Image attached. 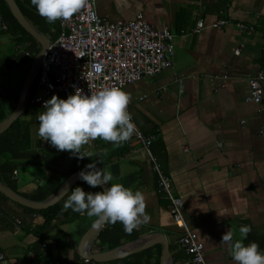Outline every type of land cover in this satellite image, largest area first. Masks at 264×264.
Wrapping results in <instances>:
<instances>
[{
	"label": "crops",
	"instance_id": "crops-1",
	"mask_svg": "<svg viewBox=\"0 0 264 264\" xmlns=\"http://www.w3.org/2000/svg\"><path fill=\"white\" fill-rule=\"evenodd\" d=\"M18 3L30 17L22 16L43 35L48 45L58 33L57 21L48 23L31 0H18ZM92 6L105 21L124 23L140 15L150 26L166 27L172 34L171 66L122 87L130 94L127 110L136 128L145 136H152L149 156L139 143L129 139L119 145L102 139L90 141L81 151L93 155L83 159L69 151L60 152L48 141L41 140L37 117L44 109L31 103L32 95L29 96L31 86L35 92L38 68L27 89L24 112L18 114L27 126L31 144L24 151L49 153L60 161L57 168L60 174L78 163L82 166L75 167L76 170H87L85 166L95 162L99 169L112 173L114 179L110 185L118 182L144 194L146 213L151 217L147 224L131 234L119 222L102 223L99 227L105 224L107 229H116L119 244L114 247L159 233L165 239L170 264H190L188 256L176 246L180 230L166 210L168 201L156 191L152 159L167 177L172 195L179 198L182 217L202 245L206 264H236L221 238L227 230L234 231V240L239 238L242 225H250L252 229L244 244L256 242L259 251L264 253V0H93ZM197 18L205 25L219 18L226 23L194 32ZM237 22L250 25L252 30L240 31L235 26ZM7 28L0 19V103L10 113L39 44L31 35L33 42L18 40L17 31L10 32ZM37 46L36 53L28 59ZM235 48H238L237 54L233 53ZM19 63H25L24 73L20 77L15 75L9 83L10 68ZM257 72L263 76L262 94L259 104H254L244 97L247 79ZM37 140L40 146L33 147ZM102 149L107 150V155H103ZM45 173L46 168L38 159L25 158L19 161L10 177L16 191L29 194L43 182ZM73 185L97 192L79 178L66 191L64 203ZM16 204L0 198L3 264H75L80 258L77 242L96 217L63 208L68 214L59 216L56 224L66 234L64 239L55 235L54 239L39 242L35 234L39 217ZM11 217L18 218L20 224H13ZM53 233L51 230L49 235ZM96 235L89 243V250H108H100L107 245H101ZM147 247L151 252L148 262L156 257V247L158 260L161 247L158 242L133 253Z\"/></svg>",
	"mask_w": 264,
	"mask_h": 264
},
{
	"label": "built area",
	"instance_id": "built-area-1",
	"mask_svg": "<svg viewBox=\"0 0 264 264\" xmlns=\"http://www.w3.org/2000/svg\"><path fill=\"white\" fill-rule=\"evenodd\" d=\"M93 0L68 21L57 20L58 33L46 46L38 66L34 82L35 92L30 102L43 107L53 95L63 99L73 94L76 88L90 95L104 86L122 89L126 84L140 78H149L171 66L173 57L172 34L166 27L154 28L136 15L124 23L101 19L92 6ZM226 23L223 18L204 24L197 18L192 30L203 27L214 28ZM240 31H251L250 25L235 23ZM4 28V25H2ZM264 51V47L262 48ZM238 53V48L233 50ZM26 55L27 52H24ZM261 72L247 79L245 101L259 104L262 94ZM133 122V121H132ZM152 136H145L136 126L129 140L139 143L149 156L148 146ZM151 166L156 174V191L168 201L166 210L172 223L180 230L175 243L188 256L190 264H206L202 245L196 241L180 211V200L172 195L167 177L152 159ZM99 169V165H96ZM13 224L20 220L12 217ZM4 255L0 252V264ZM75 264H95L90 259L79 258Z\"/></svg>",
	"mask_w": 264,
	"mask_h": 264
},
{
	"label": "clouds",
	"instance_id": "clouds-1",
	"mask_svg": "<svg viewBox=\"0 0 264 264\" xmlns=\"http://www.w3.org/2000/svg\"><path fill=\"white\" fill-rule=\"evenodd\" d=\"M31 4L48 23H54L70 20L85 8L87 0H31ZM130 100V94L116 86H104L90 95L76 88L66 99L53 95L44 102V111L37 117L38 136L60 152L69 151L78 159L91 158L92 153L81 151L90 141L102 139L119 145L131 137L135 124L127 110ZM101 151L107 155L106 149ZM99 162L103 163L100 159ZM85 168L87 171L82 170L79 178L92 188L104 190L86 193L81 187H75L63 205L64 210L71 208L82 215L86 212L89 218H97L95 223L119 222L128 234L150 221L141 191H133L118 182L110 185L114 179L112 173L97 169L95 162ZM251 230L250 225L240 226L239 238L235 240L232 230L222 235L221 242L227 245L236 264H264L259 245L243 242Z\"/></svg>",
	"mask_w": 264,
	"mask_h": 264
},
{
	"label": "trees",
	"instance_id": "trees-1",
	"mask_svg": "<svg viewBox=\"0 0 264 264\" xmlns=\"http://www.w3.org/2000/svg\"><path fill=\"white\" fill-rule=\"evenodd\" d=\"M16 3L18 9L20 10L21 14H23L26 17L28 14L25 13V10L23 9L22 5L18 3V0H14ZM0 19L3 21L4 24H6V28L9 29L10 32L17 31L19 34L18 40H25L27 42H33V39L31 36L16 22V20L13 18L9 10L7 9L6 5L3 3L2 0H0ZM38 50V46L34 48V51L30 54V59ZM34 93V87L29 88V96H31ZM57 96L61 99H63V96L61 94H57ZM24 112V110H23ZM8 112H6L4 106L0 103V120L3 119ZM40 142L37 140L33 147H39ZM31 144H29V138H28V130L26 124H22V122L19 119V116L14 118L10 125L0 133V181L3 182L5 185L10 187L12 190L16 191L13 187V182L11 179V172L16 168V166L19 164V161L21 159L25 158H36L38 159V163L41 164V166L46 168L47 173L43 176V182L40 184H37L35 188L29 193V194H23L18 191L20 195L29 198L31 200L39 201L43 200L47 197H49L59 186L60 181L62 178L76 170L75 167L79 168L81 163H78L75 165L74 168H69L64 173H59L57 168L60 167V161L53 158L49 153H46L45 151H36V152H30V151H24L30 149ZM51 152V151H49ZM52 153V152H51ZM54 154V153H53ZM75 187L74 185L71 187V190H73ZM97 191H101L99 187L95 188ZM87 193V191H85ZM91 192H93L91 190ZM67 196V193L64 194L57 202L43 208V209H31L26 208L29 212L34 213L39 217V223L35 224L37 225V229L35 231V234L37 236V239L39 242L44 241L48 238L54 239L55 235L58 237H61L64 239L66 236L65 233L61 232L56 224V220L59 216H67V211L62 210L64 205V199ZM0 198L6 199L5 196H3L0 193ZM16 204V203H15ZM19 205V204H16ZM23 207V206H22ZM59 230H58V229ZM108 226L103 224V226L99 229L97 232L96 238L97 240L102 244H106L107 246L102 247L100 250L103 249H109L119 244L118 239H116V234L114 233L115 228L107 229ZM110 228V227H109ZM53 230V235H49V232ZM40 231L42 233H40ZM159 248L156 247V257L152 260V262H148V257L151 256L150 248L147 247L141 252L133 253L115 260L106 261V262H95V264H157V255H158ZM138 263H137V261ZM136 261V262H135Z\"/></svg>",
	"mask_w": 264,
	"mask_h": 264
},
{
	"label": "water",
	"instance_id": "water-1",
	"mask_svg": "<svg viewBox=\"0 0 264 264\" xmlns=\"http://www.w3.org/2000/svg\"><path fill=\"white\" fill-rule=\"evenodd\" d=\"M5 5L7 6L9 12L13 16V18L17 21V23L39 44V50L37 54L33 57L29 68L23 78L20 91L18 93L16 103L14 108L8 113L3 119L0 120V133L4 131L11 123V121L18 116V114L23 110L25 106L26 93L29 84L31 83L32 77L39 66V62L41 60L42 54L47 46V41L43 38V35L39 33L20 13L17 5L14 0H3ZM84 169H78L69 174L57 188V190L50 195L48 198L41 201H34L27 199L17 192L13 191L7 185L0 181V193L5 196L10 201H13L22 206L31 208V209H43L56 201H58L70 188V186L79 179V173ZM87 171V170H84ZM106 187V186H105ZM101 188V187H100ZM104 189L101 188V191ZM97 218L91 223V225L82 233L80 236L77 246L76 252L81 258H87L92 260L93 262H105L112 259H117L123 257L127 254L138 251L153 242L160 243V254L158 258V264H170L169 252L166 247L165 239L163 235L159 233H153L146 235L144 237H140L136 240L130 241L128 243L119 245L117 247L98 251L91 252L89 250V243L95 237L99 227L102 223H95Z\"/></svg>",
	"mask_w": 264,
	"mask_h": 264
},
{
	"label": "rangeland",
	"instance_id": "rangeland-1",
	"mask_svg": "<svg viewBox=\"0 0 264 264\" xmlns=\"http://www.w3.org/2000/svg\"><path fill=\"white\" fill-rule=\"evenodd\" d=\"M25 70V63H19L13 67L10 68V72H9V78L12 80L9 79V83H12L14 81V78H15V75H18V77H20V75L22 73H24L23 71ZM6 71V70H5ZM11 76V77H10ZM21 170L22 168H18V170ZM21 176V172L19 173V177ZM11 221L12 220V217H11ZM64 228V227H63Z\"/></svg>",
	"mask_w": 264,
	"mask_h": 264
}]
</instances>
